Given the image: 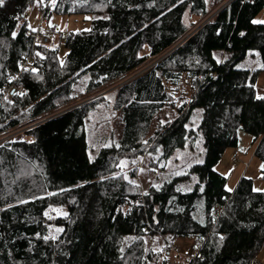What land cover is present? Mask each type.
Listing matches in <instances>:
<instances>
[{
    "label": "trees",
    "instance_id": "obj_1",
    "mask_svg": "<svg viewBox=\"0 0 264 264\" xmlns=\"http://www.w3.org/2000/svg\"><path fill=\"white\" fill-rule=\"evenodd\" d=\"M43 2L0 6V134L118 88L0 146V264H169L145 249L147 236L189 243L188 264H253L264 246V192L246 177L228 191L216 167L238 148L240 131L258 142L255 156L264 163V99L257 98L264 97L257 91L264 24L253 23L264 0H235L123 84L206 16L207 2L55 0L51 16L91 15L90 30L67 36L64 58L53 40L39 47L33 69L21 71L38 49L26 17ZM10 75L19 77L5 98ZM165 109L178 117L163 125ZM111 111L121 123L114 140L101 126ZM200 146L202 161L145 194L135 172H125L147 153L158 155V167Z\"/></svg>",
    "mask_w": 264,
    "mask_h": 264
},
{
    "label": "rangeland",
    "instance_id": "obj_2",
    "mask_svg": "<svg viewBox=\"0 0 264 264\" xmlns=\"http://www.w3.org/2000/svg\"><path fill=\"white\" fill-rule=\"evenodd\" d=\"M218 4L219 3H217L216 0H207L209 11L214 9ZM40 10L41 9L37 7H33L27 14L26 18L29 23L31 35H33L39 28V21L41 17ZM91 20L92 16L88 14L61 16L55 12L53 13V15L50 17V23L51 25L57 26L58 31L55 35H53L52 40L54 46L59 48L60 56L62 58H64L67 54V50L64 46V41L67 36L70 33L90 30ZM255 21H264V10L257 16ZM190 22L191 18L190 16H187V23ZM42 28L45 30L47 28V24H44ZM37 53H39V48L35 54L37 55ZM147 63L145 64L146 66L149 64ZM134 74L135 73L127 76L126 78L130 79ZM126 78L122 79L123 82L126 80ZM117 88L118 87H115V85L113 86V84L109 85L106 89L100 92L99 97H96V99L108 94L109 96H107V98H112V96L117 93ZM257 91L260 96H264V74H261L259 77L257 82ZM96 99L94 98V100ZM3 101L4 100L0 101V105L3 103ZM73 106L74 104L67 105L55 111L54 113L49 114L48 116L60 115V112L64 113L67 111V109L72 108ZM119 115L120 114L118 112L111 111L106 116V123L101 124L102 128H107L106 133L112 140L118 139L121 135V123ZM160 117L161 121L163 122L162 124L164 125L165 123H171L176 120L178 114L176 110L165 109ZM194 122L197 124V121ZM25 123L23 122L21 125H24ZM156 127L157 126L154 125L150 129V134L154 133ZM24 133L11 138V141L7 140V142H3V144L21 141V139H23L22 135ZM3 134H0V146L2 145L1 138ZM239 139L240 142L238 148L227 150L222 160L216 167V170L228 178V191H234L241 178L246 177L253 180L256 191L264 192V179L262 176V170L264 169L262 166H264V163L255 156L258 142H255L251 135L243 131L239 132ZM202 153H204L202 146L199 147L197 154H195L194 151H191L190 149L184 148L177 151L168 162H161L158 167H154L152 165V163L157 160L158 155L147 153L140 161H135L131 167L126 168L125 172H135V183L139 185L141 192L145 194L151 187L160 185L168 177L179 175L188 170L193 163L202 161ZM178 245L180 246V249L176 248ZM167 248H169V250H167ZM145 249L154 251L158 255L160 261L166 259L169 264H188L186 260L190 259V257L193 255L191 253L192 251L189 243H174L169 238L161 236H155L154 238L150 236L145 237ZM253 264H264V246L258 253Z\"/></svg>",
    "mask_w": 264,
    "mask_h": 264
},
{
    "label": "built area",
    "instance_id": "obj_3",
    "mask_svg": "<svg viewBox=\"0 0 264 264\" xmlns=\"http://www.w3.org/2000/svg\"><path fill=\"white\" fill-rule=\"evenodd\" d=\"M235 0H223L222 2H220L214 9H212L211 11L208 12V14L206 16H204L201 20H199V22L192 27L175 45H173L171 48L165 50L161 55L154 57L152 59H150L148 61V65H144L143 67H141L139 70H137L136 72H134L135 74L132 76V78H126V80L124 82H129L131 81V79L136 78L139 74L144 73L146 71H149L150 69H152L154 66L158 65L163 59H165L168 55H170L175 48H177L179 45H181L183 42H185L187 39H189L192 35H194L196 32H198L200 29H202L206 24L212 22L216 16L222 11L224 10L226 7H228L231 3H233ZM247 1H251V0H247ZM51 11H53L52 9V0H44L43 2V6L42 9L40 11V21H39V28L38 30L31 35V41H32V49H34L35 47L39 48V47H49L52 44V38L53 35L57 33V26L55 25H51L50 23V17H51ZM47 24V28L45 30H43V25ZM35 52H31L29 55L26 56V59L23 61V63L21 64V71L24 70H29L31 71L32 68V61L35 57ZM19 76H9V80L11 81L10 85L5 87V92H4V97L6 98L7 96H9V94L11 93V91L13 90V87L15 86L16 81L18 80ZM123 80L120 82V84L124 83ZM115 87H118V84H114ZM113 85V86H114ZM19 94H21V91L19 92ZM100 92L95 93L93 96L90 97H86L83 100L77 102L76 106H81L84 105L88 102H91L92 100H94V98L96 99V97H99ZM95 96V97H94ZM62 113V112H60ZM52 116H56V115H52ZM52 116H48L39 120H31L29 122H26L24 125H20L17 128H15L14 130H11L7 133H4L2 135L1 138V142L3 144V142H7V140L11 141L10 139L13 137H16L19 134H22L28 130H30L31 128H34L35 126H38L43 120L45 119H49ZM1 144V143H0ZM177 249H180V246L178 245L176 247Z\"/></svg>",
    "mask_w": 264,
    "mask_h": 264
},
{
    "label": "snow or ice",
    "instance_id": "obj_4",
    "mask_svg": "<svg viewBox=\"0 0 264 264\" xmlns=\"http://www.w3.org/2000/svg\"><path fill=\"white\" fill-rule=\"evenodd\" d=\"M205 2H207V0H205ZM3 3H4V0H0V6H3ZM52 4H53V6H55V0H52ZM253 23H264V21H253ZM37 55L39 56L40 54L37 53ZM257 98L258 99H264V97H257ZM262 167H264V166H262Z\"/></svg>",
    "mask_w": 264,
    "mask_h": 264
}]
</instances>
